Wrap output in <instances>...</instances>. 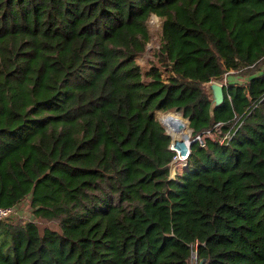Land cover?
Wrapping results in <instances>:
<instances>
[{"label": "trees", "instance_id": "1", "mask_svg": "<svg viewBox=\"0 0 264 264\" xmlns=\"http://www.w3.org/2000/svg\"><path fill=\"white\" fill-rule=\"evenodd\" d=\"M263 56L264 0H0V205L58 225L1 218L0 264H264ZM159 109L239 125L169 176Z\"/></svg>", "mask_w": 264, "mask_h": 264}, {"label": "built area", "instance_id": "2", "mask_svg": "<svg viewBox=\"0 0 264 264\" xmlns=\"http://www.w3.org/2000/svg\"><path fill=\"white\" fill-rule=\"evenodd\" d=\"M229 72H233V69L230 68L224 72L223 81L221 83L226 81L227 78L225 75ZM238 118L239 117L236 116L224 131L220 130L222 122L216 121L211 127L192 134L188 125V120H185L183 117L181 119L182 124L178 128H176V123H168L161 117V121L166 128L165 130L170 135L169 148L173 151L171 159L168 162L169 176H173L177 169L182 168L186 164L190 153L191 141H197L200 145H204L205 138L208 136L220 142H225L238 127ZM13 210L14 205H0V219L10 216Z\"/></svg>", "mask_w": 264, "mask_h": 264}, {"label": "rangeland", "instance_id": "3", "mask_svg": "<svg viewBox=\"0 0 264 264\" xmlns=\"http://www.w3.org/2000/svg\"><path fill=\"white\" fill-rule=\"evenodd\" d=\"M159 23H160L159 16L152 12L148 18L150 38L147 41L144 50L141 53H139V55L136 57L137 60L139 61V63L143 67L149 66V64L151 62L156 61L155 51L159 45ZM235 73H237V74L234 75V73L231 74L229 72L226 75H229V79H230V77H232L230 75L244 76V73H246V71L245 70L244 71H237ZM162 74L164 75V69L163 68H162ZM226 75H225V77H227ZM223 77H224V73H223ZM223 77H221L220 79H214L212 81L220 83L223 81ZM240 80H242V79H240V78L236 79V81H240ZM210 81L205 83V87H206V89L209 92L210 97H211L212 93H211L210 88H209V82ZM168 113H171L174 116V119L169 121V123L176 121L177 127H180L178 125H179V122L181 121V117H183L185 120H187V117L184 116L179 110H160L159 109V110H156V112H155L156 116L158 117V119L160 121H161V117H163L164 114H168ZM161 123L163 124L164 129H166L164 123L162 121H161ZM9 217L13 218V219H32L36 222V224L38 225V227L40 229L44 225H48V226L53 227V228H58V225L56 224L55 221L46 219L44 217L36 216L33 213L32 206L30 205V202H29V196H26L20 202H18L17 204L14 205V210ZM194 261H195V253L193 252L191 255V263L194 264Z\"/></svg>", "mask_w": 264, "mask_h": 264}, {"label": "water", "instance_id": "4", "mask_svg": "<svg viewBox=\"0 0 264 264\" xmlns=\"http://www.w3.org/2000/svg\"><path fill=\"white\" fill-rule=\"evenodd\" d=\"M209 88L211 91V106L219 103L223 99V88H222V83L220 82H215V81H210L209 82ZM187 120L189 122V118L187 116ZM193 141H191L192 143Z\"/></svg>", "mask_w": 264, "mask_h": 264}, {"label": "crops", "instance_id": "5", "mask_svg": "<svg viewBox=\"0 0 264 264\" xmlns=\"http://www.w3.org/2000/svg\"><path fill=\"white\" fill-rule=\"evenodd\" d=\"M261 68H264V56L262 57V59H261V63H260V66H259V69L257 70V71H255V72H258ZM231 74H233L234 73V75H236L237 73H235V72H230ZM251 74L252 73H249V72H246V73H244V76H234V75H230V76H232V77H230V79H229V75H226L227 77V80H231V81H236V79H238V78H240V79H242V80H240L239 82H246L247 80H248V78L251 76ZM234 76V77H233Z\"/></svg>", "mask_w": 264, "mask_h": 264}, {"label": "bare ground", "instance_id": "6", "mask_svg": "<svg viewBox=\"0 0 264 264\" xmlns=\"http://www.w3.org/2000/svg\"><path fill=\"white\" fill-rule=\"evenodd\" d=\"M163 117H164L163 119L166 120L168 123H169V121H171L172 119H174V116L171 113L164 114ZM174 123H176V128H178L177 127V122L176 121L172 122V124H174ZM181 124L178 125V126H181Z\"/></svg>", "mask_w": 264, "mask_h": 264}]
</instances>
